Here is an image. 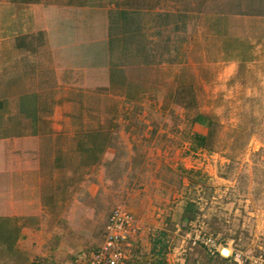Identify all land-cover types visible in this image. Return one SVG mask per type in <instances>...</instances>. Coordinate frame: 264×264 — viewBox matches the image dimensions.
Segmentation results:
<instances>
[{
  "label": "rangeland",
  "instance_id": "rangeland-1",
  "mask_svg": "<svg viewBox=\"0 0 264 264\" xmlns=\"http://www.w3.org/2000/svg\"><path fill=\"white\" fill-rule=\"evenodd\" d=\"M115 208L134 264L264 258V0H0V264Z\"/></svg>",
  "mask_w": 264,
  "mask_h": 264
},
{
  "label": "built area",
  "instance_id": "built-area-1",
  "mask_svg": "<svg viewBox=\"0 0 264 264\" xmlns=\"http://www.w3.org/2000/svg\"><path fill=\"white\" fill-rule=\"evenodd\" d=\"M135 220L132 215L115 208L109 214L105 225L102 242L90 252L74 256L72 264H134L130 257V235L135 228ZM204 245L215 249L211 238L202 240ZM221 253V252H220ZM223 257H233L242 264H264V258H252L242 256L240 252L231 251Z\"/></svg>",
  "mask_w": 264,
  "mask_h": 264
},
{
  "label": "water",
  "instance_id": "water-1",
  "mask_svg": "<svg viewBox=\"0 0 264 264\" xmlns=\"http://www.w3.org/2000/svg\"><path fill=\"white\" fill-rule=\"evenodd\" d=\"M226 253H227L226 248H222V249H221V254L226 255Z\"/></svg>",
  "mask_w": 264,
  "mask_h": 264
},
{
  "label": "bare ground",
  "instance_id": "bare-ground-1",
  "mask_svg": "<svg viewBox=\"0 0 264 264\" xmlns=\"http://www.w3.org/2000/svg\"><path fill=\"white\" fill-rule=\"evenodd\" d=\"M226 250H227V253L226 254H228L229 253V249L226 248Z\"/></svg>",
  "mask_w": 264,
  "mask_h": 264
},
{
  "label": "trees",
  "instance_id": "trees-1",
  "mask_svg": "<svg viewBox=\"0 0 264 264\" xmlns=\"http://www.w3.org/2000/svg\"><path fill=\"white\" fill-rule=\"evenodd\" d=\"M238 264H241L240 262H238Z\"/></svg>",
  "mask_w": 264,
  "mask_h": 264
}]
</instances>
